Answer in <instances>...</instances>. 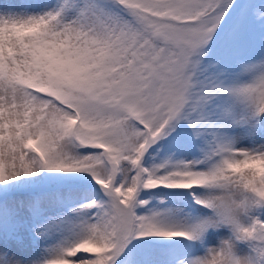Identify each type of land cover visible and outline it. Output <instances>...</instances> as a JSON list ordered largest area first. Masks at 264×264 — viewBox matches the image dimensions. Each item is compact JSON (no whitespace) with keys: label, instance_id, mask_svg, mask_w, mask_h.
I'll list each match as a JSON object with an SVG mask.
<instances>
[{"label":"snow or ice","instance_id":"snow-or-ice-1","mask_svg":"<svg viewBox=\"0 0 264 264\" xmlns=\"http://www.w3.org/2000/svg\"><path fill=\"white\" fill-rule=\"evenodd\" d=\"M0 264H264V0H0Z\"/></svg>","mask_w":264,"mask_h":264}]
</instances>
